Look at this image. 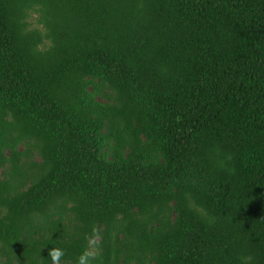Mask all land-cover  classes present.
Segmentation results:
<instances>
[{"label":"trees","instance_id":"1","mask_svg":"<svg viewBox=\"0 0 264 264\" xmlns=\"http://www.w3.org/2000/svg\"><path fill=\"white\" fill-rule=\"evenodd\" d=\"M264 264V0H0V264Z\"/></svg>","mask_w":264,"mask_h":264},{"label":"clouds","instance_id":"2","mask_svg":"<svg viewBox=\"0 0 264 264\" xmlns=\"http://www.w3.org/2000/svg\"><path fill=\"white\" fill-rule=\"evenodd\" d=\"M98 230L93 228L91 235L86 236L87 246L77 257L76 264H92V261L99 255ZM48 257L51 264H61L65 250L59 247H52L48 250Z\"/></svg>","mask_w":264,"mask_h":264}]
</instances>
